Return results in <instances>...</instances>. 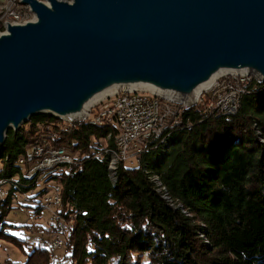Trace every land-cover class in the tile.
Returning <instances> with one entry per match:
<instances>
[{"label":"trees","instance_id":"16d2710c","mask_svg":"<svg viewBox=\"0 0 264 264\" xmlns=\"http://www.w3.org/2000/svg\"><path fill=\"white\" fill-rule=\"evenodd\" d=\"M257 86L232 116L202 117L191 106L190 128L174 130L165 152L145 153L142 165L120 164L114 182L94 157L105 144L114 147V124L31 116L6 133L0 178L15 181L20 193L36 186L39 174L20 179L17 162L36 140L76 152L73 164L44 175L60 184L65 218H72L64 244L71 264H264V82ZM12 193L0 200V241L21 246L6 223ZM50 258L48 248L36 247L24 264H56Z\"/></svg>","mask_w":264,"mask_h":264},{"label":"water","instance_id":"95a60500","mask_svg":"<svg viewBox=\"0 0 264 264\" xmlns=\"http://www.w3.org/2000/svg\"><path fill=\"white\" fill-rule=\"evenodd\" d=\"M23 0L0 35V145L31 116L79 109L110 83L187 94L221 66L264 79V0Z\"/></svg>","mask_w":264,"mask_h":264},{"label":"built area","instance_id":"2783aa9c","mask_svg":"<svg viewBox=\"0 0 264 264\" xmlns=\"http://www.w3.org/2000/svg\"><path fill=\"white\" fill-rule=\"evenodd\" d=\"M38 1L49 3L48 0ZM2 17H9L11 25L18 24L19 17H27V22L35 20L30 5L23 3V0H12L9 6H1L0 1V18ZM3 33L5 32H0V35ZM259 76L253 71L244 73L225 71L218 75L209 87L201 90L189 101L184 99V94L171 89L119 84L111 93L95 99L78 119L92 125L114 124L117 131L114 136V147L105 144L103 148H114L119 153L118 167L120 164L139 166L145 152L152 151L158 139L165 135L167 130L191 127V121L185 115L191 106H199L203 112L202 117L232 116L238 112L244 88L257 85ZM110 138L111 135H108L104 140L109 141ZM97 156L107 164L106 159L101 157V150L94 155ZM76 157L77 154L72 149L55 146L47 139L36 140L29 147H25L20 155L19 165L23 169L19 178L23 179V174L36 175L51 170L59 171L63 166L73 164ZM37 163H44V170H37ZM3 188L7 189V182L0 180V195H3ZM44 189L40 194V199H43L42 209L51 212L49 227L51 237L46 243L50 247L51 258L56 259L58 264L60 257L57 252L64 246V238L73 223L72 218H65L60 184H54L49 190L47 187ZM0 264H24V261H15L7 257L0 261Z\"/></svg>","mask_w":264,"mask_h":264},{"label":"rangeland","instance_id":"374dc122","mask_svg":"<svg viewBox=\"0 0 264 264\" xmlns=\"http://www.w3.org/2000/svg\"><path fill=\"white\" fill-rule=\"evenodd\" d=\"M0 1L1 6L6 2V0ZM256 87L258 86L256 85ZM62 120H64L66 123H70L73 121H78L79 119L77 117L71 120ZM127 166L133 165L128 164ZM30 176L32 177L34 175ZM36 179V186L29 190L27 195H24V193H20L19 191H14L12 193V209L9 210L6 216V223L10 226L8 228L9 232L15 235L17 238L21 239L22 242L21 246H19L14 243L7 242L6 240H1L0 261L4 260L7 257L15 261H25L28 254L31 253V251L36 247L47 246L50 251V247L47 245L46 241H48L51 237V233L49 231V227L51 224V212L46 209H42L40 205L41 197L40 195L37 196L36 194L44 187H47V190L52 189L54 184L56 183L54 180H48V177H45L44 175H37ZM65 239L66 237L64 238V244L66 242ZM57 254L60 257V261L58 264H71L68 257L69 252L65 250L64 246L59 249V252H57ZM54 260L56 261V259Z\"/></svg>","mask_w":264,"mask_h":264},{"label":"bare ground","instance_id":"6f19581e","mask_svg":"<svg viewBox=\"0 0 264 264\" xmlns=\"http://www.w3.org/2000/svg\"><path fill=\"white\" fill-rule=\"evenodd\" d=\"M11 1L12 0H6L5 3L3 2L4 4L2 6H9V2H11ZM46 5H49V3H46ZM9 22H10L9 21V17L0 18V32H5L4 34H7L6 29H7V25H9ZM25 23H27V17H19L18 18V24H25ZM225 71L238 72V73H241V72L244 73V72H247V71H253V72H255L257 74V76L260 75L254 69H252L250 67H247L245 65L244 66L243 65H234V66H230V67L229 66H221L219 68H216V70H214L208 77L201 79L199 82H197L195 85H193L190 88L189 93L184 94V99H186L187 101H189L190 99L191 100L194 99L195 96H197V94L201 90H203L204 88L209 87L213 83L215 78L218 75H220L221 73L225 72ZM261 82H264V79L261 76H259V83H261ZM135 85L139 86V87L152 86L154 88V85L148 84V83H142V82L129 83V86H135ZM117 86H119V84H115L113 82L110 83V84H107L102 89L93 92L89 97H87L84 100H82L81 101V106H80L79 109L67 110V111L60 112V113H55V114L58 115L59 117H61L62 119H65V120H71L73 118H76L79 115H81L87 109V107L93 101H95V99H98V98L102 97L105 94L111 93L112 91H114V89ZM256 88H257L256 85H250V88H244V95L249 93L251 90H255ZM242 96L243 95H241V97ZM238 110H239V107H238ZM99 125H106V124H99ZM174 130H177V129L167 130L165 132V135H163L161 138L158 139V142L154 145V149L159 148L160 151L165 152L166 148H168L169 141H170V139L168 137H170L171 133ZM108 135H111V133H108L106 137H108ZM54 137H55L54 134L50 135V138L53 139ZM50 144H51V142H50ZM29 145L27 147H29ZM145 153H147V152H145ZM101 157L106 159V161H107L106 166L108 167L107 171H108L109 177L114 182L116 180V171L118 169L119 153L114 148H104L101 151ZM159 157H161V155H159ZM19 160H20V156L17 159L18 164H19ZM142 163L143 162H142V159H141L139 165H142ZM131 165L138 166L136 164H131ZM37 170H44V163H37ZM45 174L46 173L39 174V175H45ZM150 179H152L151 181L157 186V189H158L159 192L164 191V188L161 186V182L159 181V179H158V177L156 175L152 176V174H151ZM0 180H4L5 182H7V189L3 188V195H0V200H2V199L6 198L9 195L10 190H13V189L16 190L18 188V186L16 185L15 181H13V180H8V179H3V178H0ZM164 197L167 199L166 193H164ZM40 205H41V207H43V199H41Z\"/></svg>","mask_w":264,"mask_h":264},{"label":"crops","instance_id":"0c3cea01","mask_svg":"<svg viewBox=\"0 0 264 264\" xmlns=\"http://www.w3.org/2000/svg\"><path fill=\"white\" fill-rule=\"evenodd\" d=\"M46 248H47V246H46Z\"/></svg>","mask_w":264,"mask_h":264}]
</instances>
